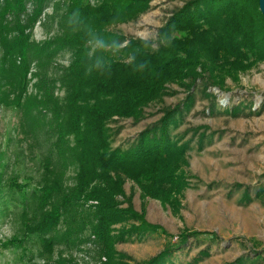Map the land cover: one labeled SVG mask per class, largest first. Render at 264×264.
<instances>
[{
	"label": "trees",
	"instance_id": "1",
	"mask_svg": "<svg viewBox=\"0 0 264 264\" xmlns=\"http://www.w3.org/2000/svg\"><path fill=\"white\" fill-rule=\"evenodd\" d=\"M151 1L69 0L59 36L39 44L31 41L19 17L26 0H0V107L21 110L29 135L50 141L42 159L38 211L26 226L28 234L40 238L41 258L51 257L60 242L69 247L83 242L87 228L96 238L99 253L107 257L106 264H129L127 255L114 246L126 234L162 231L173 237L136 211L131 196L125 202L119 196H125L124 183L131 180L144 196L177 210V195L186 183L182 166L187 160L186 149L180 147L170 126H178L183 110L191 108L193 95L186 97L182 109L165 108L160 121L143 130L127 148L113 147L120 129L112 123L143 119L147 106L170 93L169 84L191 90L198 82L205 90L210 86L223 90L227 79L238 83L241 74L264 62V15L259 0H187L158 31L167 34L170 44L156 49L110 30L137 19ZM44 2L38 1V12ZM74 11L83 20L70 26ZM99 35L109 43L117 39L131 42L121 53L108 54V65L102 68L96 67V54L91 51ZM62 50L69 51L71 59L50 75L52 60ZM133 54L136 60L128 62ZM142 62L148 66L139 70L137 65ZM33 78L35 92L29 93ZM57 89L63 90L62 97ZM226 111L239 114L240 108ZM72 167L74 183L67 185ZM5 186L23 189L17 182L4 184L0 172V206ZM262 194L260 189L257 195ZM243 197L251 198L248 193ZM88 201L96 205L86 207ZM126 202L128 207H122ZM61 224L65 226L62 232ZM117 224L122 227L119 235L114 233ZM191 234L184 231L177 245L169 244L138 264H175V251Z\"/></svg>",
	"mask_w": 264,
	"mask_h": 264
},
{
	"label": "rangeland",
	"instance_id": "2",
	"mask_svg": "<svg viewBox=\"0 0 264 264\" xmlns=\"http://www.w3.org/2000/svg\"><path fill=\"white\" fill-rule=\"evenodd\" d=\"M38 1L26 0L19 17L31 41L41 44L59 36L69 0H43L40 12ZM185 1L152 0L150 8L137 19L110 30L129 39L136 38L141 28L152 27L158 32ZM70 59L69 51H59L49 74L54 75L58 66L67 65ZM35 81L33 78L29 93L35 92ZM168 90L169 94L145 108L143 119H122L111 126L120 129L113 147L127 148L143 130L160 121L165 108L182 109L186 97L193 95L191 108L183 110L178 126H170L171 134L178 135L180 147H185L187 160L182 166L186 183L177 195V210L169 203L144 196L141 187L131 180L124 183L125 196H119L121 202L131 196L136 211L173 237L162 231L126 234L114 243L116 251L127 255V263L138 264L169 244L177 245L181 234L188 231L192 234L172 258L175 264H264V62L241 74L238 83L227 79L223 90L213 86L205 90L198 82L191 90L177 84H169ZM56 94L62 97L64 92L57 89ZM234 107L240 108L239 114L226 111ZM27 130L21 110L0 107V172L4 184L23 185L22 190L5 186L0 206V264H106L107 257L99 253L90 228L78 245L69 247L60 242L51 257L39 256L40 238L28 234L26 226L38 211L42 159L50 141L43 136L37 141ZM75 173V168L69 169L67 185L74 183ZM260 189L263 194L258 197ZM246 193L251 196L249 201L243 197ZM95 205L96 201L85 204ZM123 206L128 207L127 202ZM115 227L114 233L119 235L121 224ZM60 230H65L63 224Z\"/></svg>",
	"mask_w": 264,
	"mask_h": 264
},
{
	"label": "clouds",
	"instance_id": "3",
	"mask_svg": "<svg viewBox=\"0 0 264 264\" xmlns=\"http://www.w3.org/2000/svg\"><path fill=\"white\" fill-rule=\"evenodd\" d=\"M83 19L79 11H74L69 17L68 23L71 26L74 22L79 23ZM155 33V38L153 37ZM135 34V33H134ZM136 38L140 40L144 47L156 49L160 46H168L171 42L167 34H161L154 30L152 27L141 28L139 34L136 35ZM130 41L127 39L124 40H114L112 43H109L102 35H99L95 39L94 47L91 49L93 53L96 54L95 65L97 68H102L105 65H108V54L112 56L114 54L121 53L124 49L130 46ZM136 60L135 54L128 57V62H133ZM147 63L142 62L137 65L139 70H144L147 68Z\"/></svg>",
	"mask_w": 264,
	"mask_h": 264
},
{
	"label": "water",
	"instance_id": "4",
	"mask_svg": "<svg viewBox=\"0 0 264 264\" xmlns=\"http://www.w3.org/2000/svg\"><path fill=\"white\" fill-rule=\"evenodd\" d=\"M260 11L264 15V0H259Z\"/></svg>",
	"mask_w": 264,
	"mask_h": 264
}]
</instances>
